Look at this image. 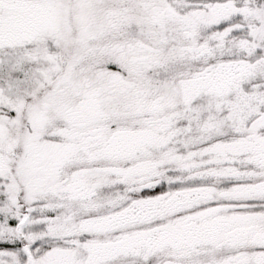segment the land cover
<instances>
[{
    "label": "snow or ice",
    "instance_id": "1",
    "mask_svg": "<svg viewBox=\"0 0 264 264\" xmlns=\"http://www.w3.org/2000/svg\"><path fill=\"white\" fill-rule=\"evenodd\" d=\"M0 264H264V0H0Z\"/></svg>",
    "mask_w": 264,
    "mask_h": 264
}]
</instances>
